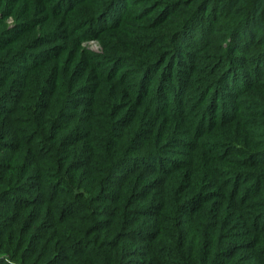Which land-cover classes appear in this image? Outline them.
Returning a JSON list of instances; mask_svg holds the SVG:
<instances>
[{"label":"trees","instance_id":"16d2710c","mask_svg":"<svg viewBox=\"0 0 264 264\" xmlns=\"http://www.w3.org/2000/svg\"><path fill=\"white\" fill-rule=\"evenodd\" d=\"M17 263L264 264V0H0Z\"/></svg>","mask_w":264,"mask_h":264},{"label":"rangeland","instance_id":"374dc122","mask_svg":"<svg viewBox=\"0 0 264 264\" xmlns=\"http://www.w3.org/2000/svg\"><path fill=\"white\" fill-rule=\"evenodd\" d=\"M89 47H91L92 49H98L99 48V44L98 43H96V42H90L89 43ZM4 259H5V261H7V262H9V263H13V260H6V257H4V256H2ZM17 264H19V263H17Z\"/></svg>","mask_w":264,"mask_h":264}]
</instances>
